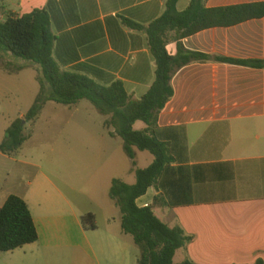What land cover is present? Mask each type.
<instances>
[{
    "label": "crops",
    "instance_id": "0c3cea01",
    "mask_svg": "<svg viewBox=\"0 0 264 264\" xmlns=\"http://www.w3.org/2000/svg\"><path fill=\"white\" fill-rule=\"evenodd\" d=\"M166 1L3 0L0 22L9 12L22 16L45 9L55 37L53 58L61 70L105 86L121 81L132 99L139 100L155 81L156 64L147 34L132 30L125 20L147 26L164 14ZM190 1L179 0L177 10H186ZM258 2L264 0H209L207 7ZM183 46L212 58L264 61V18L200 32L185 39ZM167 51L175 56L177 44L171 42ZM172 87L174 97L155 131L172 160L137 205L152 207L163 223L192 238L176 252L173 264L264 260V69L215 61L191 63L174 75ZM18 114V118L25 115ZM104 128L111 140L120 138L110 134L112 128ZM107 142L88 151V167L121 160L111 156L112 144ZM137 152L142 151L134 149V160L128 157L134 174L139 169ZM18 153L7 156L0 151V208L11 195L25 200L39 239L6 253V263L98 264L90 235L98 228L87 230L80 222L83 216L91 213L96 218V214L77 209L62 189L44 178L39 166L21 161ZM125 250L124 243L117 244L120 262L114 264H128Z\"/></svg>",
    "mask_w": 264,
    "mask_h": 264
},
{
    "label": "trees",
    "instance_id": "16d2710c",
    "mask_svg": "<svg viewBox=\"0 0 264 264\" xmlns=\"http://www.w3.org/2000/svg\"><path fill=\"white\" fill-rule=\"evenodd\" d=\"M179 0H167L164 14L147 26L125 20L132 30L147 34L151 54L156 64L155 81L139 100H133L121 81L101 85L88 76L60 69L53 58L55 37L51 32L50 17L45 9H35L22 16L7 13L0 22V58L21 59L39 70L40 90L33 105L23 118L15 119L7 129L0 151L16 155L27 142V123L35 122L45 106L52 102L63 106L89 102L103 116L108 117L106 128L123 140L124 150L134 160V149L149 152L153 163L146 169H136V183L128 185L113 179L109 197L121 214V231L131 236L140 249L138 264H173L176 252L192 241L179 228H170L153 212L152 207H139L137 200L154 187L170 164L167 145L155 137L160 114L174 97L172 78L191 63L215 61L254 69H264V61L238 60L190 52L183 41L200 32L214 28H231L245 22L264 18V2L208 8L209 0H191L183 12L177 10ZM177 44V54L170 55L167 46ZM10 64V63H8ZM21 70V68H18ZM143 122V130H135ZM133 166H136L135 161ZM159 199H155L157 204ZM84 228L96 229V218L89 213L81 218ZM39 235L30 208L25 200L11 195L0 208V253L13 252L38 241ZM181 264H194L185 261ZM254 264H264L257 260Z\"/></svg>",
    "mask_w": 264,
    "mask_h": 264
},
{
    "label": "rangeland",
    "instance_id": "374dc122",
    "mask_svg": "<svg viewBox=\"0 0 264 264\" xmlns=\"http://www.w3.org/2000/svg\"><path fill=\"white\" fill-rule=\"evenodd\" d=\"M2 5L3 0H0V12L3 14ZM1 67L5 70H0V112L6 113L0 116V142H3L7 129L18 118V113L26 114L33 105L40 84L39 70L33 64L6 57L0 58V69ZM107 119L108 117L101 115L87 101L71 107L50 102L35 122L26 124L25 135L28 140L19 151L18 157L23 162L39 166L44 178H49L62 189L81 212L96 214L98 231L97 234L90 235L98 256V264L120 262L118 243L125 244L127 263L137 264L140 249L131 236L120 234L121 214L109 197L112 178L133 185L136 176L129 171L131 163L125 150L123 151L122 139L108 138V130L104 128ZM144 127V123L137 122L134 129L142 130ZM104 141L112 144L111 156L115 158L118 155L121 160L118 163L114 161L88 167V151L93 152L96 150L94 147ZM137 153V167L148 168L154 157L149 152ZM30 176L31 174L29 178ZM87 230L91 228L87 226ZM76 235V231L72 230L71 237L75 238ZM109 235L116 239H109ZM7 255L0 253V264H7ZM64 264L71 263L67 260Z\"/></svg>",
    "mask_w": 264,
    "mask_h": 264
}]
</instances>
